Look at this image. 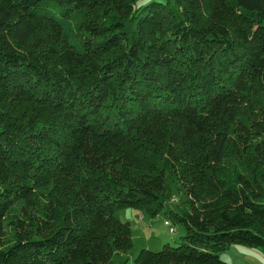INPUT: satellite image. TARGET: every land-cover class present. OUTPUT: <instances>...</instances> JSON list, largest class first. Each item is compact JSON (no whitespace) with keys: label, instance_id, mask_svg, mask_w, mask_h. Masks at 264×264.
Instances as JSON below:
<instances>
[{"label":"trees","instance_id":"trees-1","mask_svg":"<svg viewBox=\"0 0 264 264\" xmlns=\"http://www.w3.org/2000/svg\"><path fill=\"white\" fill-rule=\"evenodd\" d=\"M136 3L0 0V264H115L125 207L185 230L132 264L264 251V0Z\"/></svg>","mask_w":264,"mask_h":264},{"label":"rangeland","instance_id":"rangeland-1","mask_svg":"<svg viewBox=\"0 0 264 264\" xmlns=\"http://www.w3.org/2000/svg\"><path fill=\"white\" fill-rule=\"evenodd\" d=\"M149 1L151 0H137L136 4L144 5ZM176 195L180 204L182 197L179 194ZM178 203L169 202V206L178 211ZM114 216L121 221L129 222L132 240L129 250L113 252L111 259L115 264H132L133 258L141 248L156 251L162 247L163 243L175 246L177 240L185 233L184 226L179 222H174L176 231L171 233L169 226L164 223L165 218L162 213L150 217L136 208L125 207L116 210ZM219 255L227 264H264V251L256 247L233 244Z\"/></svg>","mask_w":264,"mask_h":264},{"label":"built area","instance_id":"built-area-1","mask_svg":"<svg viewBox=\"0 0 264 264\" xmlns=\"http://www.w3.org/2000/svg\"><path fill=\"white\" fill-rule=\"evenodd\" d=\"M164 223H165V225L169 226V231L171 233L176 231V227L171 222H169L168 220L165 219Z\"/></svg>","mask_w":264,"mask_h":264},{"label":"crops","instance_id":"crops-1","mask_svg":"<svg viewBox=\"0 0 264 264\" xmlns=\"http://www.w3.org/2000/svg\"><path fill=\"white\" fill-rule=\"evenodd\" d=\"M263 260H264V257H263Z\"/></svg>","mask_w":264,"mask_h":264}]
</instances>
